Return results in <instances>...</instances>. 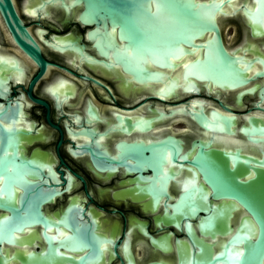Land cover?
<instances>
[{
    "label": "water",
    "instance_id": "water-1",
    "mask_svg": "<svg viewBox=\"0 0 264 264\" xmlns=\"http://www.w3.org/2000/svg\"><path fill=\"white\" fill-rule=\"evenodd\" d=\"M56 1L66 13L77 9V21L90 28L84 34L88 46L80 44V36L67 35L56 37L59 45L54 49L57 51L75 52L87 63L99 64L108 70L119 67L128 76L126 86L138 83L143 86L142 91L152 90L161 100L198 95L203 89L210 94V90L233 91L247 87L236 95L237 104H241L242 97L256 94L255 106L261 109L264 81L248 85L264 77V56L257 51L255 57L246 59L236 55L239 48L228 51L223 44L220 22L240 13L250 36L261 39L259 45L264 51V0H68L67 4L65 0H49ZM0 17L15 44L43 67L46 62L40 48L18 17L12 0H0ZM255 63L261 66L260 70L253 66ZM249 72L253 74L249 76ZM194 104L189 114L210 133L211 139L235 132L231 130L234 116L215 110L207 116L203 112L204 101L196 100ZM247 123L238 132L255 145L260 157L243 154L239 147L225 151L211 148V141L206 146L198 143L196 154L190 160L182 159L192 168V175L181 193L172 198V203L167 202L171 198L166 192L172 174L162 175L163 157L158 149L169 148L171 160L176 161L177 142L173 139L149 146L128 144L118 159L98 156L95 160L100 165H122L127 174L134 173L129 182L142 185L128 189L127 197L131 201L147 198L143 211L161 210V215L154 219L157 227H174L180 235L184 233L185 239L173 237L171 232L154 237L144 231V223L136 221L153 250L163 254L175 250V264H264V123L252 117L247 118ZM7 137L0 128V211L4 212L0 213V264L97 262L101 256L99 243L108 240L94 236L82 223L77 225V221H82L77 219L79 212L75 216L68 208L62 221L75 227L72 235L59 241L44 235L48 244L45 254L9 253L8 246L23 245V239L16 234L24 227L36 222L45 226L49 220L40 211L44 197L39 183L25 179V170L33 169L31 163L17 157L16 145L8 144ZM221 142L231 143L228 138ZM8 148L12 155L5 154ZM126 159H131L133 164ZM146 169L150 171L149 176L144 175ZM14 185L22 188L17 202ZM53 194L48 193L46 200ZM54 242L63 248L87 249V252L73 260L69 255L57 254ZM110 243L116 248L112 239ZM136 246L143 252L142 243ZM121 248L127 264H134L128 239ZM142 264L170 263L151 258Z\"/></svg>",
    "mask_w": 264,
    "mask_h": 264
},
{
    "label": "flooded vegetation",
    "instance_id": "flooded-vegetation-1",
    "mask_svg": "<svg viewBox=\"0 0 264 264\" xmlns=\"http://www.w3.org/2000/svg\"><path fill=\"white\" fill-rule=\"evenodd\" d=\"M12 3L46 64L40 67L15 44L0 17V112L5 109L0 116V128L6 132L8 144L16 145L17 157L31 163L33 169L25 170V179L39 183L44 197L40 211L49 224L43 226L36 222L24 227L16 234L23 239V245L8 246L9 253L45 254L48 244L44 235L56 241L72 235L75 227L62 221L68 208L75 216L79 212L77 219L82 221H77V225L82 223L94 236L108 240L99 243L101 256L91 264H127L121 248L126 239L134 264L151 258L175 264V250L167 254L153 250L136 221L144 223V231L154 237L171 232L173 237L185 239L184 233L180 235L174 227H157L154 219L161 215V210L143 211L147 198L131 201L127 197L128 189L142 185L129 182L134 173L127 174L122 165H100L95 160L98 156L118 159L128 144L149 146L173 139L177 142L176 161L171 160L169 148L158 149L163 157L162 175L172 174L166 185L171 198L167 202L172 203V198L181 193L192 175V168L182 159L190 160L197 152L198 143L206 146L211 141V148L225 151L239 147L243 154L260 157L255 145L238 129L248 125L247 118L251 117L264 123V103L260 104L261 109H256L258 98L254 94L242 97L241 104H237L236 95L247 87L233 91L210 90V94L203 89L198 95L164 100L152 90L142 91L143 86L138 83L132 82L128 87V76L119 67L108 70L102 65L87 63L75 52L54 49L59 45L56 37L67 35L80 36V44L89 45L84 34L90 28L77 21V9L66 13L58 1L50 3L49 0H12ZM228 22L235 24L229 34L227 31L232 28ZM220 30L228 51L239 48L236 55L246 59L255 57L257 51L264 56L259 45L261 39L250 36L240 13L220 22ZM253 66L261 69L257 63ZM263 81L264 77L248 87ZM196 100L205 102L203 112L207 116L211 110L234 116L231 130L235 132L211 139L210 133L189 114ZM225 138L231 143L222 144ZM5 154L12 155V150L8 148ZM125 161L133 164L131 159ZM144 175L149 176L150 171L146 169ZM13 189L17 202L22 188L14 185ZM48 193H54L49 201L45 198ZM171 242L174 248L173 239ZM139 243L143 244V252L136 246ZM56 247L57 254L69 255L73 260L87 252V249L73 250L59 244Z\"/></svg>",
    "mask_w": 264,
    "mask_h": 264
},
{
    "label": "rangeland",
    "instance_id": "rangeland-1",
    "mask_svg": "<svg viewBox=\"0 0 264 264\" xmlns=\"http://www.w3.org/2000/svg\"><path fill=\"white\" fill-rule=\"evenodd\" d=\"M227 25L232 28L231 30L227 31V34H229L233 30V28L235 27V24L233 22H228Z\"/></svg>",
    "mask_w": 264,
    "mask_h": 264
}]
</instances>
